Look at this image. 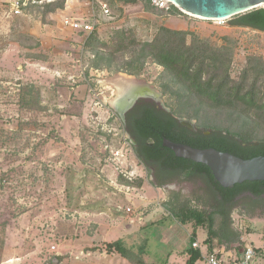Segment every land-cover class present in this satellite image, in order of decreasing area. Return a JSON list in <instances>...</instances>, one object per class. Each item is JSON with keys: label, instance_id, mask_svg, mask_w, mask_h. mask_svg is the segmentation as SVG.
<instances>
[{"label": "rangeland", "instance_id": "obj_1", "mask_svg": "<svg viewBox=\"0 0 264 264\" xmlns=\"http://www.w3.org/2000/svg\"><path fill=\"white\" fill-rule=\"evenodd\" d=\"M105 2L111 15L97 13L102 39L123 29L145 43L165 26L187 31L213 49L230 43L236 80L248 57L264 61V32L237 26V17L206 20L177 7L158 10L151 0ZM89 13L83 0H54L9 18L0 0V264H133L106 251V244L117 240L135 252L145 245L142 258L148 264H186L195 227L182 225L169 203L211 212L212 186L202 176L183 175L163 187L153 185V170L138 159L109 103L118 99L111 82L126 75L150 86L177 118L207 132L240 130L243 118L233 110L199 107L196 98L189 103L190 115L179 114L177 97L164 92V68L150 58L138 75L95 68L94 54L85 48L88 35L63 23L65 16ZM139 54L140 46L121 51L118 62ZM257 135L264 139V125ZM247 210L237 207L230 214L239 242L227 245L216 238L213 251L232 258L245 246L264 249V208ZM215 218L217 228L222 219ZM207 237V229L197 228L204 252Z\"/></svg>", "mask_w": 264, "mask_h": 264}, {"label": "trees", "instance_id": "obj_2", "mask_svg": "<svg viewBox=\"0 0 264 264\" xmlns=\"http://www.w3.org/2000/svg\"><path fill=\"white\" fill-rule=\"evenodd\" d=\"M123 1L126 4L137 2V0ZM62 7L63 4L59 8ZM173 9L177 10L174 5L171 10ZM236 17L237 26L264 32V8ZM189 36L192 37L191 43H188ZM107 38L102 39L96 30L87 37L85 48L93 52L95 68L101 66L113 69L115 72H131L132 75H138L144 67L145 60L150 58L164 68V80L166 79V84L163 85L164 92L177 97L176 111L179 114L190 115L192 106L189 103L196 98L199 107L233 110L243 118L240 130H210V134H206V130L197 128V132H194L181 125L171 112H158L147 108L139 115H135L125 126L136 140L137 145L134 147L139 148L138 159L150 170L158 166L168 177L166 180L157 178L153 185L163 187L180 175L191 178L202 176L225 201H232L246 192L257 197L264 195V181L245 182L224 188L216 181L211 169L206 165L178 158L163 144L164 139H168L199 149L214 148L242 159L264 156V139L257 135L258 130L264 125L263 59L256 56L248 57L239 79L236 80L231 75L233 51L230 43L220 49H213L208 42L187 31L173 30L165 26L158 30L152 41L145 43H139L132 34L123 29L110 31ZM136 46H140L139 56L120 64L118 53ZM191 116L198 118V111ZM173 199L179 201L177 195H174ZM169 205L171 214L182 225L192 223L195 227L191 245L185 251L188 255L186 264H200L202 260L201 250L193 247L199 227L208 231L205 243L209 246V252H213V242L216 238L227 245L239 242V235L231 229V210L215 209L208 212L191 209L187 203L170 202ZM216 214L222 219L217 228ZM106 251L110 254L118 253L133 264H148L142 258L146 252L145 245L135 252L134 248L128 247L123 240H117L107 243Z\"/></svg>", "mask_w": 264, "mask_h": 264}, {"label": "water", "instance_id": "obj_3", "mask_svg": "<svg viewBox=\"0 0 264 264\" xmlns=\"http://www.w3.org/2000/svg\"><path fill=\"white\" fill-rule=\"evenodd\" d=\"M168 1L183 13L187 12L206 20H227L258 8H264V0ZM128 97L120 101L118 112ZM181 121L188 122L186 119H181ZM206 134L210 133L207 132ZM163 144L173 151L178 158L206 165L211 169L216 181L224 188H230L245 182L264 181V156L242 159L214 148L199 149L184 143L172 142L168 139H164Z\"/></svg>", "mask_w": 264, "mask_h": 264}, {"label": "built area", "instance_id": "obj_4", "mask_svg": "<svg viewBox=\"0 0 264 264\" xmlns=\"http://www.w3.org/2000/svg\"><path fill=\"white\" fill-rule=\"evenodd\" d=\"M54 0H4L5 14L9 18H17L24 16L31 8L42 6L45 2H53ZM87 6L92 8L93 13H89L82 17L65 16L63 23L65 27L76 32L89 35L97 30L99 23L98 16H110L111 11L109 5L103 0H83ZM151 4L158 10L169 12L172 3L168 0H151ZM99 8L98 10H96ZM99 13V15L97 14ZM128 212H132V208H128ZM240 245V244H239ZM193 247L201 250L202 260L205 264H264V249L255 248L252 245L245 246L239 257H227L218 251H203L199 241L193 243Z\"/></svg>", "mask_w": 264, "mask_h": 264}, {"label": "flooded vegetation", "instance_id": "obj_5", "mask_svg": "<svg viewBox=\"0 0 264 264\" xmlns=\"http://www.w3.org/2000/svg\"><path fill=\"white\" fill-rule=\"evenodd\" d=\"M129 96V97H128ZM128 97L126 101L121 106V110L117 112L124 122H130V120L135 116L139 115V113L143 112L147 108H152L158 112L165 111L170 113L168 108L162 105L160 101L161 94L156 90L151 88L146 84H139L135 82H131V84L127 87L125 94L120 98L117 106L115 108L118 111V104L120 101H123L124 98ZM179 123L188 129L197 132V127H195L194 123L190 122H182L181 118H177ZM131 128V127H130ZM126 131L130 135L134 145L136 144V140L132 137L128 128L125 126ZM138 146H135V149L138 151ZM154 180L157 178L160 180L168 179L167 175L158 167H152ZM208 195L214 199L216 202V209H221L223 211L234 210L237 207H244L247 211H255L261 208H264V205L261 204L264 195L257 197L250 192L242 193L235 197L232 201H225L222 197L218 196L212 187L211 190H207Z\"/></svg>", "mask_w": 264, "mask_h": 264}, {"label": "bare ground", "instance_id": "obj_6", "mask_svg": "<svg viewBox=\"0 0 264 264\" xmlns=\"http://www.w3.org/2000/svg\"><path fill=\"white\" fill-rule=\"evenodd\" d=\"M185 13L190 15V16H194V15H191L187 12H185ZM195 17H197V16H195ZM131 81H132V79L126 75H118V78L116 80H114V82H111L112 84L115 85V87L117 88V91H118V99H114V100L109 102L114 108H116L117 103L119 102L120 98L123 97V95L125 94V92H126L125 90L127 88V86H126L127 83H129ZM106 83L107 82H105L104 85H106Z\"/></svg>", "mask_w": 264, "mask_h": 264}, {"label": "crops", "instance_id": "obj_7", "mask_svg": "<svg viewBox=\"0 0 264 264\" xmlns=\"http://www.w3.org/2000/svg\"><path fill=\"white\" fill-rule=\"evenodd\" d=\"M85 5L87 6L86 2L84 1Z\"/></svg>", "mask_w": 264, "mask_h": 264}]
</instances>
